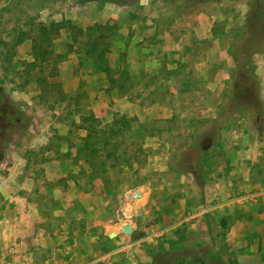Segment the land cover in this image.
<instances>
[{
	"label": "rangeland",
	"instance_id": "374dc122",
	"mask_svg": "<svg viewBox=\"0 0 264 264\" xmlns=\"http://www.w3.org/2000/svg\"><path fill=\"white\" fill-rule=\"evenodd\" d=\"M23 198L65 264H264V0H0Z\"/></svg>",
	"mask_w": 264,
	"mask_h": 264
},
{
	"label": "crops",
	"instance_id": "0c3cea01",
	"mask_svg": "<svg viewBox=\"0 0 264 264\" xmlns=\"http://www.w3.org/2000/svg\"><path fill=\"white\" fill-rule=\"evenodd\" d=\"M25 200L24 198L21 201L16 199V202L20 201L21 205H15L13 215L9 212L11 214L7 213L8 216L2 219L3 226L0 230V254L2 256L0 264H65L67 259L63 260L61 258L59 252L63 247L59 245V242H54L53 238L50 240L51 237L40 232L36 225L25 221V215L22 213L25 208L21 207L23 205L22 201L25 202ZM128 234L127 231H115L109 233V238L113 242H122L125 241ZM47 248L50 249V254H46V256H50L43 259L41 257L48 250Z\"/></svg>",
	"mask_w": 264,
	"mask_h": 264
},
{
	"label": "trees",
	"instance_id": "16d2710c",
	"mask_svg": "<svg viewBox=\"0 0 264 264\" xmlns=\"http://www.w3.org/2000/svg\"><path fill=\"white\" fill-rule=\"evenodd\" d=\"M60 21H56V24H60ZM50 24H54L52 21ZM179 264H207L204 260H198V261H193V260H186L184 262H181Z\"/></svg>",
	"mask_w": 264,
	"mask_h": 264
},
{
	"label": "water",
	"instance_id": "95a60500",
	"mask_svg": "<svg viewBox=\"0 0 264 264\" xmlns=\"http://www.w3.org/2000/svg\"><path fill=\"white\" fill-rule=\"evenodd\" d=\"M124 230L127 231V232H130L131 231V228L128 227V226H126V227H124Z\"/></svg>",
	"mask_w": 264,
	"mask_h": 264
},
{
	"label": "built area",
	"instance_id": "2783aa9c",
	"mask_svg": "<svg viewBox=\"0 0 264 264\" xmlns=\"http://www.w3.org/2000/svg\"><path fill=\"white\" fill-rule=\"evenodd\" d=\"M248 194V193H247ZM247 194H245V195H247ZM249 196H251V194H248Z\"/></svg>",
	"mask_w": 264,
	"mask_h": 264
}]
</instances>
